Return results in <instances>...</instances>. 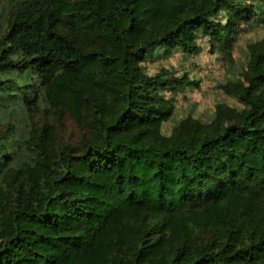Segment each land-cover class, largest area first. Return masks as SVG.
I'll return each mask as SVG.
<instances>
[{
    "label": "trees",
    "instance_id": "obj_1",
    "mask_svg": "<svg viewBox=\"0 0 264 264\" xmlns=\"http://www.w3.org/2000/svg\"><path fill=\"white\" fill-rule=\"evenodd\" d=\"M0 111L52 100L95 113L80 151L53 127H0V264H264V50L224 123L162 131L178 79L143 74L194 31L232 40L253 9L231 0H0ZM226 11L227 22L214 18Z\"/></svg>",
    "mask_w": 264,
    "mask_h": 264
},
{
    "label": "rangeland",
    "instance_id": "obj_2",
    "mask_svg": "<svg viewBox=\"0 0 264 264\" xmlns=\"http://www.w3.org/2000/svg\"><path fill=\"white\" fill-rule=\"evenodd\" d=\"M231 3L246 4L253 9L250 20H237L232 40L212 44L209 35L199 29L194 31L190 52L182 47L169 52L159 46L153 56L147 55L139 62L143 74L178 79L161 90L172 110L161 126L165 135H170L177 126L222 124L245 107L238 93L247 84L253 55L264 50V0H231ZM14 9L15 4L10 2L0 6L1 31L7 28ZM214 19L226 24V11H220ZM36 95L33 107L19 103L0 111V127H10L13 137L22 143L16 167L25 168L33 160L26 140L45 127H53L57 148L70 145L80 151L94 135L91 123L95 113L85 104L74 109L66 101L52 100L45 88Z\"/></svg>",
    "mask_w": 264,
    "mask_h": 264
}]
</instances>
